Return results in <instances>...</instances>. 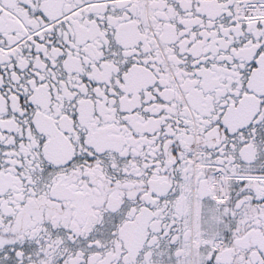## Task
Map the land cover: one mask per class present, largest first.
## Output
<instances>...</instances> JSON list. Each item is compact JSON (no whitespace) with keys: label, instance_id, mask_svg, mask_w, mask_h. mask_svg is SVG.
<instances>
[{"label":"snow or ice","instance_id":"snow-or-ice-1","mask_svg":"<svg viewBox=\"0 0 264 264\" xmlns=\"http://www.w3.org/2000/svg\"><path fill=\"white\" fill-rule=\"evenodd\" d=\"M0 264H264V0H0Z\"/></svg>","mask_w":264,"mask_h":264}]
</instances>
